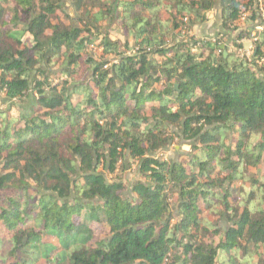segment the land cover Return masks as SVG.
Masks as SVG:
<instances>
[{"label":"trees","instance_id":"16d2710c","mask_svg":"<svg viewBox=\"0 0 264 264\" xmlns=\"http://www.w3.org/2000/svg\"><path fill=\"white\" fill-rule=\"evenodd\" d=\"M255 2L219 0L232 45L255 34L238 58L183 31L216 0H0V94L32 96L0 113V264H264ZM103 22L129 54L99 35ZM178 138L185 161L155 157ZM132 165L128 196L106 176Z\"/></svg>","mask_w":264,"mask_h":264},{"label":"rangeland","instance_id":"374dc122","mask_svg":"<svg viewBox=\"0 0 264 264\" xmlns=\"http://www.w3.org/2000/svg\"><path fill=\"white\" fill-rule=\"evenodd\" d=\"M257 0L255 2L254 10L256 11ZM64 11L67 15L70 16L71 19L74 20L71 5L69 2L64 1ZM245 20L247 19L246 14L242 16ZM244 20H240L238 26L240 29L247 28V25L244 23ZM64 21V20H63ZM67 23V22H66ZM256 24H262L261 17L257 18ZM74 25L78 26V24L74 21ZM184 33L186 32V37H195L201 41H218L224 44L227 47V53L234 54L238 58H251L253 56L254 45L253 42L255 38H250L246 40H242L241 42H237L235 45H232V41L235 39L237 32L233 33L232 31H228L222 27L221 14L219 9V0H216V4L212 11L208 12L204 16V20L202 23L198 25H193L192 29L186 30L184 28ZM256 33V31H254ZM101 37L106 38L110 42L119 43V51L129 54L131 50L127 51L125 48L126 38L121 30H119L114 23L112 22H103L100 24V33ZM255 35V34H254ZM239 45V47H237ZM224 47V46H223ZM193 52L196 50L193 49ZM96 61L102 59V49L95 45H91L89 48V53ZM108 60H112L111 57H107ZM56 82V80H54ZM32 103V96L29 93L26 98L22 101H7L2 94H0V113L8 110L10 107L16 108L20 113L25 112ZM189 142H185L184 140L178 138L175 139L173 144L167 146L165 149L159 151L155 157L158 159L166 160V161H185L188 154L190 153V147L188 146ZM260 173L264 176V163L260 165ZM257 172L255 167L249 166L245 171L246 176H252ZM108 181H117L121 182L125 188L126 193L130 194L131 186L134 182L139 180V173L137 165H132L131 168L125 171H117L115 174L106 176ZM241 182H236L235 187H240ZM209 219H213L210 215L206 214ZM216 221V220H215ZM221 227H224L223 222L219 223ZM43 264V263H41Z\"/></svg>","mask_w":264,"mask_h":264},{"label":"built area","instance_id":"2783aa9c","mask_svg":"<svg viewBox=\"0 0 264 264\" xmlns=\"http://www.w3.org/2000/svg\"><path fill=\"white\" fill-rule=\"evenodd\" d=\"M256 12L258 17L262 19V24L264 25V0H257V4H256ZM242 20H244L242 18ZM261 28H258V30H260ZM252 37L255 38V35L252 34ZM256 40V38H255Z\"/></svg>","mask_w":264,"mask_h":264}]
</instances>
